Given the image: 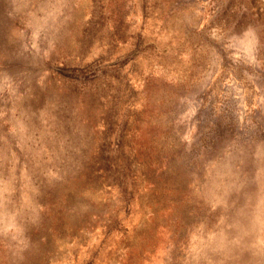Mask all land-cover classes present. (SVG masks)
<instances>
[{"label":"rangeland","instance_id":"374dc122","mask_svg":"<svg viewBox=\"0 0 264 264\" xmlns=\"http://www.w3.org/2000/svg\"><path fill=\"white\" fill-rule=\"evenodd\" d=\"M0 264H264V0H0Z\"/></svg>","mask_w":264,"mask_h":264}]
</instances>
